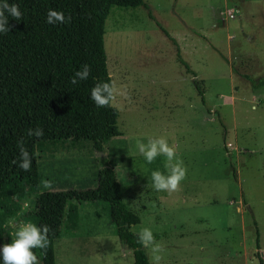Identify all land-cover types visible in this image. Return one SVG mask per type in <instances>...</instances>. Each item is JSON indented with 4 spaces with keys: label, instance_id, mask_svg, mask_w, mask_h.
I'll return each mask as SVG.
<instances>
[{
    "label": "rangeland",
    "instance_id": "374dc122",
    "mask_svg": "<svg viewBox=\"0 0 264 264\" xmlns=\"http://www.w3.org/2000/svg\"><path fill=\"white\" fill-rule=\"evenodd\" d=\"M144 1L147 8L112 6L104 25L111 82L127 93L112 102L119 135L106 154L140 218L131 229L152 230L164 247L161 264H264V0ZM82 46L81 39L33 45L43 136L86 130L94 78L70 82L84 65ZM160 135L186 169L170 193L150 179L165 172V158L147 164L135 146ZM94 156L38 153L39 189L92 186ZM78 212L77 228L54 239L56 264H133L104 203L78 204Z\"/></svg>",
    "mask_w": 264,
    "mask_h": 264
},
{
    "label": "trees",
    "instance_id": "16d2710c",
    "mask_svg": "<svg viewBox=\"0 0 264 264\" xmlns=\"http://www.w3.org/2000/svg\"><path fill=\"white\" fill-rule=\"evenodd\" d=\"M17 3L22 19L8 20L9 33L0 35V243L11 242L6 221L19 217L25 222L47 225V249H34L39 264H56L54 239L61 229L74 230L78 225V204L104 203L109 220L115 227L119 242L133 255V264H149L145 248L137 243L131 227L140 222L137 213L124 202L116 171L106 154L107 146L117 129V108H97L88 99L86 130L69 136H27L29 128L39 127L37 72L34 43L56 40H83L80 60L89 65L90 74L97 82H111L104 47V25L112 6L147 8L144 0H9ZM49 9L62 11L69 22L50 25L45 22ZM168 34L166 30H163ZM188 71L189 65L181 59ZM112 83V82H111ZM204 103L203 89L196 84ZM32 158L30 169L18 167L17 141ZM89 150L98 166L93 185L68 188L63 191L40 190L38 153L53 155L59 151ZM13 160H17L14 164Z\"/></svg>",
    "mask_w": 264,
    "mask_h": 264
},
{
    "label": "clouds",
    "instance_id": "9594fccd",
    "mask_svg": "<svg viewBox=\"0 0 264 264\" xmlns=\"http://www.w3.org/2000/svg\"><path fill=\"white\" fill-rule=\"evenodd\" d=\"M20 21L22 12L17 3H9V0H0V35L8 34L10 25L9 19ZM62 11L49 9L45 16V22L50 25L66 24L69 22ZM90 67L87 64L73 74L70 82L76 85L79 81L87 80ZM127 96V93L111 82H97L90 89L89 99L95 107H111L115 96ZM27 136L37 138L43 135V130L39 127L29 128ZM135 146L145 163L151 164L158 156L165 158V172L153 170L150 173L152 187L156 191L174 192L177 190L180 182L185 178L186 169L183 161L177 155L174 144L169 143V138L164 135L148 137L146 142L137 139ZM19 149L20 170L27 172L32 164V158L24 147L23 139L17 141ZM16 164L17 160H13ZM47 186V182L45 183ZM7 226L15 229L11 242L0 243V264H39V260L34 249H47L49 244V228L47 225L37 226L31 222H16L9 219L5 222ZM137 243L143 248L149 250L150 264H161L164 252L163 245L156 241L153 232L148 227L141 228L137 233Z\"/></svg>",
    "mask_w": 264,
    "mask_h": 264
},
{
    "label": "built area",
    "instance_id": "2783aa9c",
    "mask_svg": "<svg viewBox=\"0 0 264 264\" xmlns=\"http://www.w3.org/2000/svg\"><path fill=\"white\" fill-rule=\"evenodd\" d=\"M230 16H232V15H230Z\"/></svg>",
    "mask_w": 264,
    "mask_h": 264
}]
</instances>
